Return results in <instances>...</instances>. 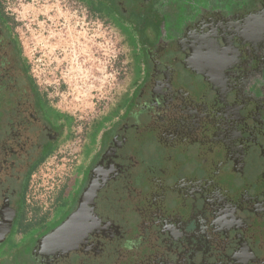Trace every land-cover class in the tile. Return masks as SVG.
I'll return each instance as SVG.
<instances>
[{"label": "flooded vegetation", "instance_id": "1", "mask_svg": "<svg viewBox=\"0 0 264 264\" xmlns=\"http://www.w3.org/2000/svg\"><path fill=\"white\" fill-rule=\"evenodd\" d=\"M76 1L140 71L38 205L32 178L76 120L37 86L0 0V245L20 217L28 264H264V0Z\"/></svg>", "mask_w": 264, "mask_h": 264}, {"label": "rangeland", "instance_id": "2", "mask_svg": "<svg viewBox=\"0 0 264 264\" xmlns=\"http://www.w3.org/2000/svg\"><path fill=\"white\" fill-rule=\"evenodd\" d=\"M3 5L16 21V33L37 86L76 120L75 135L63 147V160L47 159L30 184L33 199L47 208L54 185L69 172L85 126L129 88L130 72L134 77L139 73L140 51L130 53L118 28L105 24L76 0H5ZM79 185L76 181L70 186L63 204L76 200ZM20 199L21 213L24 196ZM20 221L18 217L13 233L0 245V264H28L32 241L16 236L24 228Z\"/></svg>", "mask_w": 264, "mask_h": 264}, {"label": "water", "instance_id": "3", "mask_svg": "<svg viewBox=\"0 0 264 264\" xmlns=\"http://www.w3.org/2000/svg\"><path fill=\"white\" fill-rule=\"evenodd\" d=\"M73 217H75V216H73ZM73 217H72V218H73ZM70 221H71V220H68L67 222H65V223L59 228V230L62 229V228H64L66 225H68Z\"/></svg>", "mask_w": 264, "mask_h": 264}, {"label": "built area", "instance_id": "4", "mask_svg": "<svg viewBox=\"0 0 264 264\" xmlns=\"http://www.w3.org/2000/svg\"><path fill=\"white\" fill-rule=\"evenodd\" d=\"M5 2V0H2V3H4Z\"/></svg>", "mask_w": 264, "mask_h": 264}]
</instances>
